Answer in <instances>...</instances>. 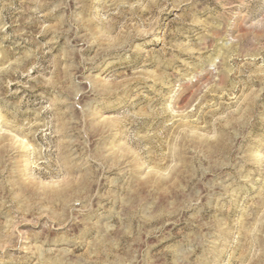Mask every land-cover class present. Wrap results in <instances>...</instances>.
Returning <instances> with one entry per match:
<instances>
[{
  "label": "rangeland",
  "instance_id": "374dc122",
  "mask_svg": "<svg viewBox=\"0 0 264 264\" xmlns=\"http://www.w3.org/2000/svg\"><path fill=\"white\" fill-rule=\"evenodd\" d=\"M0 264H264V0H0Z\"/></svg>",
  "mask_w": 264,
  "mask_h": 264
}]
</instances>
